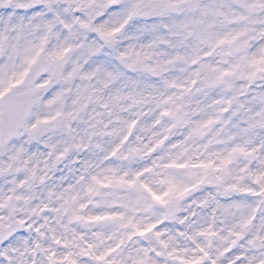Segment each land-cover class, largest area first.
Masks as SVG:
<instances>
[{
	"label": "snow or ice",
	"instance_id": "1",
	"mask_svg": "<svg viewBox=\"0 0 264 264\" xmlns=\"http://www.w3.org/2000/svg\"><path fill=\"white\" fill-rule=\"evenodd\" d=\"M0 264H264V0H0Z\"/></svg>",
	"mask_w": 264,
	"mask_h": 264
}]
</instances>
